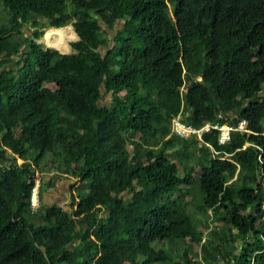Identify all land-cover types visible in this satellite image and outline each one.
I'll use <instances>...</instances> for the list:
<instances>
[{
	"label": "trees",
	"instance_id": "16d2710c",
	"mask_svg": "<svg viewBox=\"0 0 264 264\" xmlns=\"http://www.w3.org/2000/svg\"><path fill=\"white\" fill-rule=\"evenodd\" d=\"M263 121L264 0H0V264H264Z\"/></svg>",
	"mask_w": 264,
	"mask_h": 264
},
{
	"label": "built area",
	"instance_id": "2783aa9c",
	"mask_svg": "<svg viewBox=\"0 0 264 264\" xmlns=\"http://www.w3.org/2000/svg\"><path fill=\"white\" fill-rule=\"evenodd\" d=\"M219 117H221L219 115ZM172 125V132L180 135L182 137L194 136L197 139H201V136L205 132H211L212 130L218 131V142L220 144H225L230 141L231 133L233 131L236 132H246L247 130V122L246 120H240L237 125H232L230 123H209L206 122L204 125L200 126L199 128L185 122L180 115H176L173 117L171 121ZM213 150V149H212ZM216 154L217 152L213 150ZM39 174L36 173L35 183L31 190L30 195V204L32 210H36L40 206V183H39Z\"/></svg>",
	"mask_w": 264,
	"mask_h": 264
},
{
	"label": "crops",
	"instance_id": "0c3cea01",
	"mask_svg": "<svg viewBox=\"0 0 264 264\" xmlns=\"http://www.w3.org/2000/svg\"><path fill=\"white\" fill-rule=\"evenodd\" d=\"M52 173H53V171L47 173V175H48L47 179L48 180L51 177ZM62 181H66V182H62ZM70 181H71V179H68L67 177L66 178H59L55 182L54 186L50 187L49 190H48V188L43 189L41 194H40V203L43 204L46 202V204L47 203H56L58 205H65L64 203H66L65 201L68 198L67 195L70 197V189H69ZM64 185L68 186L67 192L63 188ZM44 191H46L47 193L42 194ZM57 198H59V199L57 200ZM62 201H63V204L60 203Z\"/></svg>",
	"mask_w": 264,
	"mask_h": 264
},
{
	"label": "rangeland",
	"instance_id": "374dc122",
	"mask_svg": "<svg viewBox=\"0 0 264 264\" xmlns=\"http://www.w3.org/2000/svg\"><path fill=\"white\" fill-rule=\"evenodd\" d=\"M66 27H68L67 28V32L68 31H72L73 32V29H72V27L71 26H66ZM46 29H48V28H46ZM44 30V32H46L47 30ZM74 33V32H73ZM75 34V33H74ZM77 39V36H76V34H75V37H72V38H69L68 39V37H67V39H66V43H67V45H68V49H67V51H64V52H61L62 50H64V48H65V45H64V47L59 51L58 49H56V50H58V52H60V53H70V52H72V50H71V46H70V42L71 41H73V40H76ZM39 42H41L44 46H47V47H50V45L48 46V45H46L45 43H43V41H42V38L41 39H39ZM52 46V45H51ZM51 48H55L54 46L53 47H51ZM197 153V152H196ZM178 158H179V155L178 154H176V155H174V159L176 160V161H178ZM16 159H17V163L18 164H20V163H22L23 162V159L20 157V156H16ZM198 171H199V169H198ZM46 172H48V171H46ZM47 177H48V175H47V173L46 174H44V177L43 178H41L40 180L41 181H43L44 179V181H43V184H42V188L44 187V188H48V190L50 189L49 187H48V185L46 184V180H47ZM76 180L78 181V178H76ZM62 182H66V181H62ZM40 183V182H39ZM63 184V183H62ZM67 184V183H66ZM64 190L67 192V188H68V186H66V185H64ZM42 190V189H41ZM39 191H40V188H39ZM47 192L46 191H44L42 194H46ZM191 193H193L194 194V190H192L191 189ZM40 194H41V192H40ZM184 194V193H183ZM187 197H186V199L187 200H189L190 199V197H192L190 194L189 195H186ZM67 199H66V203H64L65 204V207L67 208L68 207V203L70 202V197L67 195ZM59 198H57V200H58ZM56 200V201H57ZM64 201V200H63ZM63 201L62 202H60V203H62L63 204ZM41 204V203H40ZM43 204H46V202L45 203H43ZM47 204H50V203H47ZM198 251V249L196 248V251H194V254L196 253L197 254V256H199V252H197Z\"/></svg>",
	"mask_w": 264,
	"mask_h": 264
},
{
	"label": "water",
	"instance_id": "95a60500",
	"mask_svg": "<svg viewBox=\"0 0 264 264\" xmlns=\"http://www.w3.org/2000/svg\"><path fill=\"white\" fill-rule=\"evenodd\" d=\"M209 91H210L211 95L213 96V100L215 101V100H216V98L214 97V95H213L212 91H211L210 89H209ZM262 126L264 127V121L262 122Z\"/></svg>",
	"mask_w": 264,
	"mask_h": 264
},
{
	"label": "clouds",
	"instance_id": "9594fccd",
	"mask_svg": "<svg viewBox=\"0 0 264 264\" xmlns=\"http://www.w3.org/2000/svg\"><path fill=\"white\" fill-rule=\"evenodd\" d=\"M44 36V35H43ZM55 49V48H54ZM178 115H180V114H178ZM180 117H181V115H180ZM182 118V117H181ZM204 125V124H203Z\"/></svg>",
	"mask_w": 264,
	"mask_h": 264
}]
</instances>
